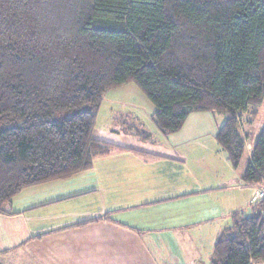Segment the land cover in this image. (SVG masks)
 Returning <instances> with one entry per match:
<instances>
[{
  "label": "trees",
  "instance_id": "trees-1",
  "mask_svg": "<svg viewBox=\"0 0 264 264\" xmlns=\"http://www.w3.org/2000/svg\"><path fill=\"white\" fill-rule=\"evenodd\" d=\"M130 84L165 137L221 116L216 141L238 169L243 115L264 103V0H0V212L122 149L94 130L106 93ZM242 182L264 183V123ZM259 206L233 215L212 264H264Z\"/></svg>",
  "mask_w": 264,
  "mask_h": 264
},
{
  "label": "crops",
  "instance_id": "crops-1",
  "mask_svg": "<svg viewBox=\"0 0 264 264\" xmlns=\"http://www.w3.org/2000/svg\"><path fill=\"white\" fill-rule=\"evenodd\" d=\"M137 88L106 93L97 115L95 139L122 149L3 208L0 264H212L233 215L260 209L261 185L242 182L263 128L253 131L256 118L243 115L246 152L233 170L216 143L221 116L193 114L165 137ZM216 154L222 167L211 166Z\"/></svg>",
  "mask_w": 264,
  "mask_h": 264
},
{
  "label": "rangeland",
  "instance_id": "rangeland-1",
  "mask_svg": "<svg viewBox=\"0 0 264 264\" xmlns=\"http://www.w3.org/2000/svg\"><path fill=\"white\" fill-rule=\"evenodd\" d=\"M130 85H133V87H136L134 84H130ZM137 89H139V88H137ZM139 91H141V90H139ZM141 95H143L142 97H143V99H145V101H147V103H149L152 107H153V105L148 101V99L146 98V96L143 94V92L141 91ZM261 107V106H260ZM258 108V115H257V117H256V120H254V130L253 131H256L259 127L261 128V126L263 127V123H264V103L262 104V107L261 108ZM154 108V107H153ZM108 113V111H106V110H104V115H106ZM141 114H143V113H141ZM67 115H60V116H58L57 117V119H60V118H63V117H66ZM221 118V117H220ZM108 119V118H107ZM222 119V118H221ZM101 120H103V118L101 119ZM100 120V121H101ZM143 120L147 123L148 121H147V117L146 116H144L143 115ZM99 121V122H100ZM151 121H152V118H151ZM220 121H222V120H220ZM251 122H253V119H251ZM100 123H102V122H100ZM149 123V122H148ZM243 124H245V122L243 121ZM217 144H218V142H216ZM203 144H204V149H207V150H209V149H211V147H209V145H208V143L206 142V141H204L203 142ZM214 145H216L215 143H214ZM219 145V144H218ZM220 151V150H219ZM223 151V153L225 154V157H227V155H226V153L224 152V150H222ZM217 154H219V152L217 153ZM216 154V157H215V159H214V161H212L211 162V166L213 165V166H218V167H222L221 166V163H220V161L218 160V157L220 156V155H223L222 154V152L220 151V155L218 156ZM243 160V159H242ZM228 161V160H227ZM229 163V164H228ZM243 163V161H241V164ZM227 164L228 165H230L231 166V163L230 162H227ZM231 168L234 170V168L231 166ZM235 170H237V169H235ZM263 185H264V183L263 184H261V186H260V189L263 187ZM260 191V190H259ZM258 202L259 203H261L262 201L259 199V194H258ZM259 264H263V263H260V262H258ZM253 264H257V263H253Z\"/></svg>",
  "mask_w": 264,
  "mask_h": 264
},
{
  "label": "built area",
  "instance_id": "built-area-1",
  "mask_svg": "<svg viewBox=\"0 0 264 264\" xmlns=\"http://www.w3.org/2000/svg\"><path fill=\"white\" fill-rule=\"evenodd\" d=\"M259 199L261 200V201H263L264 200V185H263V187L260 189V191H259ZM257 264H259V263H257Z\"/></svg>",
  "mask_w": 264,
  "mask_h": 264
}]
</instances>
